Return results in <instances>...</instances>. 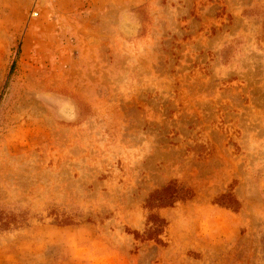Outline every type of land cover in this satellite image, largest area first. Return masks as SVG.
Returning <instances> with one entry per match:
<instances>
[{
  "label": "rangeland",
  "instance_id": "obj_1",
  "mask_svg": "<svg viewBox=\"0 0 264 264\" xmlns=\"http://www.w3.org/2000/svg\"><path fill=\"white\" fill-rule=\"evenodd\" d=\"M0 264H264V0H0Z\"/></svg>",
  "mask_w": 264,
  "mask_h": 264
},
{
  "label": "trees",
  "instance_id": "obj_2",
  "mask_svg": "<svg viewBox=\"0 0 264 264\" xmlns=\"http://www.w3.org/2000/svg\"><path fill=\"white\" fill-rule=\"evenodd\" d=\"M230 197L231 196L229 194H225V195L221 196V199L224 201ZM170 198H171V196L164 195V190H156L151 194L150 200L152 202H154L156 200L157 202L164 203V202H167ZM150 219L152 220V225H150L148 227V229L146 230V235L149 237H156L157 238L158 232H159L161 225H162V219L157 217L154 214L150 215Z\"/></svg>",
  "mask_w": 264,
  "mask_h": 264
}]
</instances>
